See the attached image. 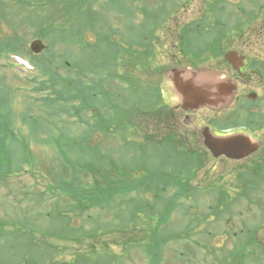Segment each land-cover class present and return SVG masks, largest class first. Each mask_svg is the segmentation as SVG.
I'll return each mask as SVG.
<instances>
[{
  "label": "rangeland",
  "instance_id": "rangeland-1",
  "mask_svg": "<svg viewBox=\"0 0 264 264\" xmlns=\"http://www.w3.org/2000/svg\"><path fill=\"white\" fill-rule=\"evenodd\" d=\"M4 1L13 7L15 6V0ZM85 1L86 7L93 0L90 2ZM104 2L105 0H98L96 5L93 6V11L100 14V22H96L95 30L100 32L108 30L110 27L109 24L103 23L102 11L104 16L107 17L104 19L105 22L109 20L113 26L122 28L121 22L127 12L126 14H119L117 6L107 9ZM120 2L123 7L128 9L127 0H120ZM218 2V5L224 6L223 20L229 22V24L226 23L223 26L222 24L218 25L220 37H224L233 31L236 32L233 36H227L221 40L223 52L219 57L198 61L197 65L206 70L213 69L215 71L216 75L213 78V83L216 82L222 86L221 81H231L232 85L234 84L237 87V95H247L249 92L255 91L262 98L256 104L255 112L262 113L264 112V86L260 85L258 81L260 75L257 72H252L251 66H260L262 64L261 60L264 61V13H259L260 6L257 4V2L264 4V0H253L252 2L249 0H219ZM146 3L148 6H152L153 1L146 0ZM176 4L179 5L180 9L184 5H188V7L181 9L176 15L173 14L170 20H167L168 23L164 30L158 32V36H160L157 44L158 60L161 66L166 67V69L177 66V64L171 62L172 56L177 53V50L172 47L177 39L175 33L179 32L183 25L202 17L204 10L208 8L207 0H177ZM240 6L247 10L246 15L239 9ZM233 12L236 13L237 18H235ZM46 13L47 11H42L41 14ZM80 13L82 14V12ZM229 16L230 18H228ZM78 17L79 15H77ZM246 17L250 20L245 24L251 26L243 27L242 36L238 37L239 31L234 27V23L239 21L240 24H243L244 22L241 20ZM32 18L26 17L25 13L21 12L15 19L0 22V28L2 29L0 40L13 35L12 26L19 24V34L23 36V41L26 42L25 46L29 49L30 43L39 38L37 37L39 30L36 31V28L31 24L35 21ZM252 18L257 19L252 21ZM86 29L90 30L86 32L87 36L85 35ZM198 32L208 38L211 35L217 37L214 19H210V26L200 28ZM93 35L95 33L91 26L84 28L82 37L78 36L80 40L78 44L69 43L71 46L69 47L70 50L66 51L68 53L64 52V46H66L64 42L51 44L54 58L65 55L75 63L81 60L85 64L89 57L86 58L83 52L90 53L91 50L86 48L84 43L85 40L88 41V38L94 42ZM49 39L44 40L48 45L50 43ZM110 42L120 46L123 44V38L120 33L114 34L110 36ZM230 50H237L247 56L246 75L241 78L235 77L232 66L223 60L224 54ZM45 54L53 59L50 54L46 52ZM190 56L193 55L190 54ZM203 56H208V52ZM180 58L184 59L185 57L183 58L181 55ZM53 62L54 65L57 64V62ZM39 64L42 65V62ZM79 65L82 67L81 64ZM151 65L153 68L154 64ZM128 66L125 68L119 67L115 73L121 76L125 70L133 69L132 65L129 64ZM35 73L37 72L34 69L30 70L21 65L16 66L6 57H0V264H25L32 259V255L23 247L31 246L27 243L20 244L18 235H35L32 237L33 243H39L40 240L44 239L49 240L51 243L54 242L57 244L56 249L53 248L54 244L46 243L44 245L39 244L41 246L38 250L40 252L56 250L55 257L61 262L73 260L79 253L83 256L88 253L87 257L90 259L91 264H117V260L118 264H150L151 254L147 252L150 246L147 243L149 244L152 240V229L153 234L156 233L157 226H159V242L157 241L156 246L160 248L162 260L160 264H219L220 260L217 259H221L227 251L235 249V244L241 237L246 236L243 234L246 232L240 233L242 229L257 230L260 235L259 238L264 242V189L262 187L257 197L253 195L248 200L245 198L237 200V204L232 205L228 212L225 210L228 202L232 200L231 198H235L240 193L238 176L253 161H258V156L262 154L260 150L242 161H230L223 158L206 160L204 169L198 173L200 179L206 177L204 182L201 183L197 178L192 181L193 186H202L200 187L202 193L197 192L195 196L188 199H179L174 204L170 214H162L164 209L172 206L173 195L177 191L174 187H167V191L162 192L159 202L154 206L151 204L156 213L152 214L153 211L148 210L154 219L151 223L153 227L148 225L151 222L150 218L147 222L144 223V221L147 218V205L145 202L147 199H150V201L154 199L152 195L143 191L137 195V198L140 199H136L139 207L137 211H134V204L130 201L126 202L129 198L136 196L137 192L133 191L118 195L114 201L107 203L105 211L100 208H92L89 213L93 217L89 219L85 216L88 214H85L83 218L77 217L74 226L80 227L78 225H81L85 231L93 229L94 225L97 224L93 220L94 217L100 218L98 221L101 224L111 223V233L113 234L98 231L97 251L92 254L89 252L91 250L86 243L56 240L49 234L46 236L47 238L43 239L41 233L45 229L47 230L48 220H50L49 210L56 209L58 205L64 206L66 201L74 202L70 194L66 195L62 191L52 192V194L46 193L45 201H43V198L37 197L38 193L48 190L49 184L56 185V176L64 175L65 177L59 181H65L69 185L73 180L79 181L80 188L82 183L92 182V177L99 179L100 183L102 181L100 175H95L93 172L91 174L87 173V175L84 172L88 165H97L104 171L110 167L111 162L113 164L117 162L116 165L119 169H122V166H127L128 185L129 182H133L134 186L139 182L144 184L147 173L152 171L160 174L157 177V182L153 183L160 186L161 181L171 177L170 172H172L173 164L171 161L163 160L162 151L154 147L152 153L149 145H146L142 140H135L131 133H122L116 130L111 133L112 135L103 136V130L95 133L88 130L91 127L89 123H94V120L91 119L93 117L90 114L91 109L82 111L83 118H85L82 120L76 117L78 111L72 106L69 115L63 110L61 112V106H70L62 104L66 102L64 101L66 92L76 96L79 92L78 87H42L39 86L40 79L35 77ZM62 73L69 76L66 69H63ZM73 73L75 72L72 71L70 76H74ZM135 75L140 78V71H136ZM94 76L95 73L89 72V69L86 70L84 75L76 76V79H79L82 83V87H79V98L82 99L81 91L87 93L85 95L86 101L95 108L101 107L102 112H105V110L106 112L114 111L117 106L116 103L122 105L123 100L121 101L120 97L117 100L116 95L126 93L125 99H129V97L137 98V92H124V87L120 86L123 85L120 79L112 81L113 79L109 78L111 80L109 85L113 84L115 87H104L103 84L107 83V72L105 71L100 72L98 75L96 84L99 87H91L94 84L91 80ZM52 89H55V91L53 92ZM195 92L196 89L193 88L189 93L193 95ZM70 99L72 100V98ZM7 101H10L9 110L5 105ZM131 103H134V101H131ZM76 104H78V101H76ZM88 121L90 122L87 123ZM215 121L220 124V120ZM234 122L240 123V120H234ZM201 123L195 122L188 125L187 130H196L197 127L202 125ZM256 134L263 139L264 128L258 130ZM197 146L203 147L202 136L198 139ZM167 174L169 175L166 176ZM4 177L10 178L4 179ZM207 184L211 185L207 188ZM221 186L225 190H229V194H224L220 190V188L222 189ZM211 189L214 192H220L221 196H224L222 203L216 202L215 212L209 211V206L215 203L214 194L210 192ZM54 193H57V195L52 197L51 195ZM100 196L102 195L100 194ZM132 214H134V219L130 218ZM164 220H166L165 223H159ZM119 222H122L128 230L132 228L134 233L141 237L139 239L140 243H127L137 245L128 246L124 249V245L120 243L125 239L128 241L129 237H135L136 235L128 234V230L123 234H119V230L114 232L115 227L113 224ZM26 223L29 224L27 229L21 226L22 224L27 225ZM134 224L135 227H133ZM139 227H141L140 230ZM177 235L184 237L177 240ZM85 241L91 242L92 240L86 239ZM104 241H107V246L110 248L106 247V251H98L104 249ZM253 242L257 243V241ZM254 247V251L257 250L255 254L264 260V257H262L264 252H261V246L256 245ZM21 249L23 250L22 253H20ZM210 250H213V252H207ZM251 250L241 244L237 249L239 252ZM90 262L88 263L90 264ZM36 264H39L38 261ZM238 264H241V262ZM244 264L257 263L244 260ZM260 264H264V262H260Z\"/></svg>",
  "mask_w": 264,
  "mask_h": 264
},
{
  "label": "trees",
  "instance_id": "trees-1",
  "mask_svg": "<svg viewBox=\"0 0 264 264\" xmlns=\"http://www.w3.org/2000/svg\"><path fill=\"white\" fill-rule=\"evenodd\" d=\"M89 2L91 0H88ZM128 1V9L123 7L120 0H105L104 5L107 7V9L113 8L114 6L118 7L119 14H126L130 16V25L131 27L134 26V21L136 19V14L143 13L145 15V20L142 22L143 24L149 25L152 27V25H156L155 28H158L163 21L165 16L169 13V7L167 3L170 0H157V2H153V5L155 6H148L146 3V0H127ZM85 2V3H84ZM98 0L94 1V4L97 3ZM29 4V5H28ZM85 0H16L15 6L16 9L5 2L4 0H0V22L6 21L10 19L17 18L19 13H25V16L28 18H32L34 16L35 19L34 22H31L32 26L36 28V31L39 30L38 37H41L43 39L50 38V50L47 52L51 56H53V59L48 57L46 54L39 55V56H32V59L35 61V63L39 66L42 74L40 79L39 86L42 87H82L81 81L79 79H76V76L78 75H84L86 73V70L89 69V72L95 73V76L92 77V83H94L91 87H99L97 83V78L100 72H107L108 75L116 79L119 75L115 73L117 70V62L120 60L123 61V57H119L120 52H123L124 47L122 45L117 46L115 43H111L109 41V36L117 34L118 29L114 28L110 21L105 22L104 19L107 18L104 16L102 11V17H103V23L104 24H111L108 30L100 31L98 32L95 30L94 26L96 22H100V14L93 11V1H91V4L86 6ZM28 5V6H27ZM142 5V6H141ZM42 11H47L46 14L42 15ZM84 16L82 20L80 18H77V15H81V13ZM217 11L214 9L211 14L205 13L203 16V19L200 21H194L191 25H188L183 30V35L185 37L190 36L191 33H196L197 28H203L206 25L205 23L201 21L208 20L210 16L214 15L216 18L217 24L220 22V18L216 15ZM87 26H91L93 30L96 31L99 41L98 45L97 43L94 45V47L85 40V47L89 48L91 50V53L88 57V62L84 66H80L79 63H75V61H72L71 59L61 55L58 58H54V53L52 49L51 44H56L57 42H64L66 46H64V52L70 50L69 45L70 42L77 43L80 41L78 36L80 35L82 37V32L84 28ZM13 35L6 37L2 41H0V55L3 53V51H14L19 52L22 54L31 55L30 50L25 46L26 42L23 41V36L19 34L20 25L14 24L13 26ZM64 27V28H62ZM62 28V29H61ZM62 34V35H61ZM75 34V37H74ZM84 37V36H83ZM74 40V41H72ZM101 42H105L104 45L107 46L108 50L105 53H100L99 47H101ZM213 41L208 43L209 47ZM220 43L216 42L212 45V49L208 50L212 53H216L217 50H220L219 48ZM217 47V48H214ZM133 44L129 42V49L132 50ZM204 50V49H203ZM68 53V52H66ZM57 62L56 65H54V62ZM42 62V65L39 64ZM258 65H254L253 67H257ZM66 69L68 71V75H64L62 73V70ZM261 70L263 71V78H264V61H262ZM73 72L74 76H70V74ZM121 77V76H119ZM107 78V77H106ZM94 79V80H93ZM70 91L69 89H67ZM54 92L55 89H52ZM67 95V96H66ZM64 96V99L67 101H72L75 98H78L77 96H74L72 94H66ZM72 98V100L70 99ZM52 99V98H51ZM10 101H7L5 105H7V110H9L10 107ZM89 108V107H88ZM117 106L115 107V109ZM5 110V109H3ZM5 110V111H7ZM106 112V111H105ZM102 112L101 109L94 108V116L96 118L95 123L90 124L91 131H97V130H103V131H109L110 126L116 125L115 128H121L123 124L125 123H131L132 120V114L131 110L125 109L122 107H118L116 110H114V117L108 115L107 113ZM243 123L246 127H249L252 130H256L259 128H262L264 126V113L260 114H249L247 117L244 118ZM194 142L196 139L193 140ZM172 145L175 149H180V152H176L175 154H170L169 158L171 159V162L173 164V169L175 171L170 172L171 177L165 178L164 181H161L159 183L160 186L157 184L154 185V182H157L158 174L157 172H148V176L146 180H144V184L139 182L137 185H133V182H129L130 185H128V178L127 173L128 171H122L114 164L112 163L111 166L108 169L100 170L98 171L95 166H92L91 169L88 170V172H93L95 175H100L102 177L101 183L99 182V179L93 180L92 183H82V185L79 188V181L73 180L71 182V185L66 183L65 181L60 182L59 180L64 175L56 176V185H48L47 191H42L37 194L38 198H43V201L46 200V193L57 192L62 191L66 195L70 194L74 202H68L66 201V204L64 206L58 205L56 209L49 210V219L47 230L45 229L44 232L41 233V236L44 238H47L46 236L49 234L51 237L60 240L65 241H71L76 243H86L90 247V250L92 252L95 251V245L97 242L98 237V231L103 232H110V228L112 226L111 223L105 222V223H99L98 220L96 221L97 224L94 225L93 229L91 230H83V226L75 227V219H76V213L80 208V215L83 216L85 211L93 208V207H100L102 210H105L107 208V203L109 204L111 201H114L118 194L120 193H126V192H132V191H143L145 193H150V195L153 196L152 201L150 199L146 200L147 205V220L150 218V223L148 224L151 226V223L153 221V218L151 217L152 214H155V209L152 207L156 203L159 202V199H161L162 192L167 191V187L171 186L177 189L176 192H174V199L172 200V206H170L168 209H164L162 211L163 213L170 214L172 212V209L174 207V204L177 200H179L182 197H190V195L195 196L197 192L200 191V187H195L192 184V181L195 180L198 177V172L203 169L204 164L201 161L200 155L197 154H190L188 152H182L183 149H186L188 147V144L186 143V140L183 139L181 136L175 137V142L173 139H171ZM169 144V143H168ZM170 147V146H168ZM193 147H196L194 145ZM183 148V149H182ZM258 161H253L250 166H247L244 168V171H242V174L238 176L239 179V188L240 193L235 198H231L232 200L228 202L226 211L228 212L230 210V207L232 205L237 204V200H240L242 198L245 199H251L252 196L257 197L260 193L259 191L264 189V148L261 155L258 156ZM172 159L175 160L176 163L172 161ZM113 167V169H111ZM167 174L166 176H168ZM164 176V177H166ZM114 177V178H113ZM75 179V178H72ZM160 179V178H159ZM64 180V179H63ZM125 180V181H122ZM61 186L59 187V185ZM222 187V186H221ZM220 188V187H219ZM214 197H215V203L209 206L210 212L216 211V202L219 204L223 202V197L221 196L220 192H214L213 189H211ZM222 192L225 194H229V190H225L224 187H222ZM100 194L102 196H100ZM223 194V195H224ZM57 193L51 195L52 197L56 196ZM233 197V196H232ZM45 198V199H44ZM51 198V197H50ZM137 196L130 198L128 201H130L135 206V210L137 211L139 209L137 205ZM140 200V199H139ZM127 201V202H128ZM150 201V202H149ZM57 204V203H52ZM152 204V205H151ZM45 210V211H46ZM148 210H152L153 213L150 214ZM133 212V211H132ZM88 218H91L88 216ZM131 219H134V214L131 215ZM162 218V217H161ZM166 220L159 222L165 223ZM24 223V222H23ZM27 224V223H26ZM115 231L119 230V234L125 233L128 228L124 227V224L122 222H119L118 224H113ZM23 228H28L29 224L21 225ZM136 225L134 224L133 227ZM158 229L156 228V233L153 234L152 229V235H151V241L148 246H150L149 251H147L149 254H151V260L150 264H160L161 257H160V248L157 245V241L159 242L158 237ZM140 230V228H139ZM243 233L246 236L241 237V239L235 244V249L227 251L220 260V264H238L241 262V264H244V260H251L255 261L257 264H260V262H264V260L260 259V257L255 254L256 251H254V246L259 245L264 247V242L262 239H260V235L257 233V230L253 231L252 229H242L240 233ZM132 233L133 235H136L132 228L128 230L127 232ZM237 234V233H236ZM239 235V233H238ZM19 236V243L25 244L31 246H23L25 250H27L28 253L32 255V259L28 260L25 264H36L37 261L39 264H89L90 259L85 254L79 253L76 255V258L69 261H62L58 260L57 257H55V254L57 253L56 250L51 251H42L40 252L38 248H40L41 245L39 244H54L53 248L56 249V245L54 242H50L47 239L40 240L39 243H33L32 237L35 235H18ZM178 236V235H177ZM240 236V235H239ZM131 236L127 239L123 240L121 242V245H124V249L128 246H135L137 244L129 245L127 243H140L139 239L141 237L139 236ZM177 237V238H182ZM41 239V238H40ZM86 239L92 240L91 242L85 241ZM134 241V242H132ZM253 241H257V243H254ZM115 242V241H113ZM105 245H107V241H104ZM239 244L246 246L251 251H237ZM161 247V246H160ZM264 252V248L262 249ZM23 250L21 249L22 253ZM213 250H210L209 253H212ZM54 256V257H53ZM215 257V256H214ZM264 257V256H262ZM236 260V261H235ZM22 262V261H21ZM243 262V263H242ZM108 263V262H107ZM91 264V262H90Z\"/></svg>",
  "mask_w": 264,
  "mask_h": 264
},
{
  "label": "flooded vegetation",
  "instance_id": "flooded-vegetation-1",
  "mask_svg": "<svg viewBox=\"0 0 264 264\" xmlns=\"http://www.w3.org/2000/svg\"><path fill=\"white\" fill-rule=\"evenodd\" d=\"M125 55L126 57L143 56L144 67H152L151 64H154L153 70L143 71L141 83L137 86L142 92L140 134L143 138L161 140L168 137L174 139L177 136L178 122L186 126L202 122V125L196 129L199 135L206 127H209L215 134L246 130L231 127L221 132L215 127L214 120H234L245 109L247 102L237 95V91L227 102H206L204 96L209 87H214V95L219 92V87H223L219 83H213L216 75L213 69L206 70L198 65L193 66L183 61L177 53L171 58V62L177 64L172 69L161 66L157 52L155 54L153 52L138 54L126 52ZM150 56L155 57L153 61L150 60ZM145 57H148V60L144 61ZM234 75L237 78L243 77V74L239 73ZM258 81L262 85L260 80ZM193 88L196 89V97H201L198 101L190 97L189 92ZM162 105L167 107L165 111L162 110ZM186 137L192 138V134ZM188 150L201 152V149L191 147Z\"/></svg>",
  "mask_w": 264,
  "mask_h": 264
},
{
  "label": "water",
  "instance_id": "water-1",
  "mask_svg": "<svg viewBox=\"0 0 264 264\" xmlns=\"http://www.w3.org/2000/svg\"><path fill=\"white\" fill-rule=\"evenodd\" d=\"M46 46L41 40H35L31 44V50L35 53H41ZM226 59L233 63L235 68L242 65L243 56H239L237 52H230L226 55ZM227 93L233 92L234 87H225ZM250 99H256L257 95L252 93L248 96ZM204 144L211 151L214 157L219 158L225 156L229 159L240 160L258 150L259 144L251 140L245 134H234L228 136H216L208 130H204Z\"/></svg>",
  "mask_w": 264,
  "mask_h": 264
}]
</instances>
